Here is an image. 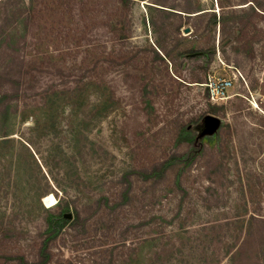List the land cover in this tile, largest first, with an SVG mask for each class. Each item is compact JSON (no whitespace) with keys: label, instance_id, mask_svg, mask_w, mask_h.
Masks as SVG:
<instances>
[{"label":"rangeland","instance_id":"obj_1","mask_svg":"<svg viewBox=\"0 0 264 264\" xmlns=\"http://www.w3.org/2000/svg\"><path fill=\"white\" fill-rule=\"evenodd\" d=\"M98 1L0 0L1 255L61 212L50 264H264V0H105L93 58Z\"/></svg>","mask_w":264,"mask_h":264},{"label":"trees","instance_id":"obj_2","mask_svg":"<svg viewBox=\"0 0 264 264\" xmlns=\"http://www.w3.org/2000/svg\"><path fill=\"white\" fill-rule=\"evenodd\" d=\"M104 2L105 0H99L97 2V5L95 6L97 9L94 10L95 13H101V16H97L94 13V51L95 52H94L93 58L98 57L97 56L98 50L104 48L106 43L112 40L113 34L117 35L118 33L121 35L119 37L123 39L122 41H120V43L122 44H125L126 43L125 41L128 38L127 30L129 29L126 27V25L122 26V24H118L120 25L121 28L117 30V29H114L113 25L109 23V21H111L112 19L110 12L114 11V7L112 4H108L107 2L105 3ZM156 4L161 5L159 3H156ZM180 11L181 13H178L179 15H183L182 13H184L185 14L184 16H186L187 18L193 17L192 14L194 12L189 11V9L180 10ZM217 23H220V24L222 23L221 18H220V21L219 20L217 21ZM186 52H189V51H186ZM89 73L91 72H88L87 74ZM80 74L83 76L85 73L83 71ZM204 125L205 123L203 122L202 126L199 128L200 131L203 130ZM192 128L193 129L190 132L196 133V130L198 129L194 130V127ZM51 199H54V202L56 200L54 196L50 197L49 201H51ZM49 205H52V204H50L49 202ZM48 210L50 209L48 208ZM66 215H67L66 213L63 214L61 212H58L56 215H52L48 221L42 222V227L38 228L37 232L32 236L33 239H31V241L33 240V244L25 245L26 248L33 247L32 252H31L30 263L25 260L26 257L24 255L17 254V251L15 253L18 255V257L17 255L8 256L10 259L7 257H4L5 255H1L2 253L1 247H0V259H6V261L10 263H12L11 261L20 262V264H50L55 256L54 249H53L54 240L58 237V235L62 233L64 229V223L68 221ZM77 217L80 218L79 216ZM0 246L4 248L3 243H0ZM10 253L12 252L8 251L7 254H10Z\"/></svg>","mask_w":264,"mask_h":264},{"label":"built area","instance_id":"obj_3","mask_svg":"<svg viewBox=\"0 0 264 264\" xmlns=\"http://www.w3.org/2000/svg\"><path fill=\"white\" fill-rule=\"evenodd\" d=\"M238 82L239 78L235 73L232 76L214 75L209 77L205 84L209 102L217 106L225 104L232 97Z\"/></svg>","mask_w":264,"mask_h":264},{"label":"water","instance_id":"obj_4","mask_svg":"<svg viewBox=\"0 0 264 264\" xmlns=\"http://www.w3.org/2000/svg\"><path fill=\"white\" fill-rule=\"evenodd\" d=\"M185 32H186V33L190 32V29L187 28V29L185 30ZM219 123H220V122H219L218 118H216V117H214V116H207V117L205 118V124H207V125H209V126L216 127V126L219 125ZM66 217H67V218H70V215L67 214Z\"/></svg>","mask_w":264,"mask_h":264}]
</instances>
